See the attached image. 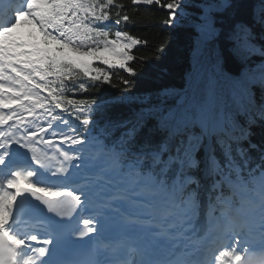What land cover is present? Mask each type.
<instances>
[{
  "label": "snow or ice",
  "instance_id": "obj_1",
  "mask_svg": "<svg viewBox=\"0 0 264 264\" xmlns=\"http://www.w3.org/2000/svg\"><path fill=\"white\" fill-rule=\"evenodd\" d=\"M131 3L168 11L163 24L197 69L190 92L164 108L123 92L68 100L79 129L62 137L70 147L47 172L67 181L71 170L87 168L80 190L37 186L32 178L46 166L30 148L36 133L13 139L15 132L0 130V264H264V0ZM125 7L114 0H0V125H23L25 113L47 119L48 128L67 123L63 93L51 85L63 89L74 73L89 77L75 95L108 82L110 73L94 61L135 77L131 53L147 41L118 27L131 20L121 15ZM205 65L210 73L199 74ZM223 93L239 100L243 125L220 111ZM133 102L141 107L111 111ZM22 150L38 167L19 170ZM32 201L39 203L28 215ZM30 221L33 230L22 231ZM109 223L118 225L119 238L104 235ZM82 241L90 247L80 252Z\"/></svg>",
  "mask_w": 264,
  "mask_h": 264
},
{
  "label": "trees",
  "instance_id": "obj_2",
  "mask_svg": "<svg viewBox=\"0 0 264 264\" xmlns=\"http://www.w3.org/2000/svg\"><path fill=\"white\" fill-rule=\"evenodd\" d=\"M114 4H123L125 9L121 11V15L127 14L130 16V22L125 25L124 22L118 27L121 30H127L131 35L147 44L138 46L133 49L132 55L136 57L130 62V66L136 72L135 77H130L127 72L116 69L110 74V79L106 83H100L96 87H90L88 91L79 90L73 94L75 85L83 82L90 84L89 77L82 74L77 76L73 74L71 79L64 78V88L58 87L57 81L51 87L57 88L56 94L63 93V107L68 108L67 112L63 113L64 119L70 123L77 122L75 119V110L73 105L68 104V100L74 102L87 101L91 102L93 98H109L119 94L126 93L132 97H148L150 102L157 104L160 107H174L182 102L185 96L190 92V86L197 76V69L193 61L185 49L179 48L177 41L180 39L174 36L171 29H167L163 21L168 18V11L161 9L156 5H139L133 6L131 0H114ZM112 18L115 19L116 8L110 9ZM117 27V26H116ZM114 27V28H116ZM164 47L162 54L157 53V48ZM179 49V50H178ZM258 58L254 57L253 61ZM166 69V72L162 70ZM210 67L205 65L200 70L201 75L209 74ZM49 80H55L54 77H49ZM129 80V85H125L123 80ZM167 88L169 92L166 96L160 95V89ZM48 96V92L44 91ZM141 107L139 103L133 102L132 105H118L111 108L114 114H127L131 109ZM219 108L222 113H226L233 117L240 125L245 123V118L240 110L239 100L231 94L223 93L219 99ZM255 139H260V130L257 129Z\"/></svg>",
  "mask_w": 264,
  "mask_h": 264
},
{
  "label": "bare ground",
  "instance_id": "obj_3",
  "mask_svg": "<svg viewBox=\"0 0 264 264\" xmlns=\"http://www.w3.org/2000/svg\"><path fill=\"white\" fill-rule=\"evenodd\" d=\"M27 121H30V120L28 118H26V123L25 124L21 125L18 122V124L15 125V127H12V128L8 127V129L11 130V132H15L16 133V129L19 126H22L24 128H27V132L29 133V135H31L32 132H35L36 133V136L34 137V141L30 145V148H34L35 149V147L37 145H39L40 143H42V141L45 142V143H43L44 144V149L45 150L48 149V155H45L46 157L44 158V161L46 163V168L47 169H52V170L57 169V163H58V161H60V159H58V158H61L62 157V152L65 151V150H68V147H69V146H66L65 145L66 143L62 140V137L65 136V135H63V134H57L56 133L57 134V137H55V138H60L59 141L60 140L63 141L64 142V145L62 147L57 146V147L51 148V145H52V143H53L54 140H52V136L50 135L49 130L52 129V128H54V127L48 128L47 127V123L48 122L33 121L34 124L31 125L32 124V121H31V123H27ZM42 127L45 128V131L44 132H41L40 131V129ZM54 132H55V130H54ZM14 139H16L15 136H14ZM46 142H47V144H46ZM54 142L56 143L57 140H55ZM13 147H16V145H13ZM45 150H42V151H45ZM22 151L23 152H27V153L28 152H31L30 150H22ZM37 153L38 154L40 153V149H39V152H37ZM71 171H72V176H73L72 177V180H75V181H77V180H83L84 181V180H87L88 179V175L87 174H85V175L83 174V171L84 170H81L80 169L79 171H81V172H78L77 170H71ZM46 174L48 175L47 170H46ZM102 190H103L102 188H99V189L98 188H95L94 189V191H96L97 193H99ZM107 227H114L115 229L118 230V225H116L115 223H109L107 225Z\"/></svg>",
  "mask_w": 264,
  "mask_h": 264
},
{
  "label": "rangeland",
  "instance_id": "obj_4",
  "mask_svg": "<svg viewBox=\"0 0 264 264\" xmlns=\"http://www.w3.org/2000/svg\"><path fill=\"white\" fill-rule=\"evenodd\" d=\"M114 30H115V29H113V31H114ZM113 38H114V37H113ZM93 63H94V66H96V67H101V68H103L106 72H109L110 74H111L114 70H116V69H109V68H107L106 66H103L102 63H101L100 61H94ZM46 106H47V107H50L48 104H46ZM42 112H43V109H37V115H38V116H39L40 113H42ZM27 116L30 117V118H32V119H34L32 116H30V115H28V114H27ZM42 119H43V118H40V119H37V120H42ZM48 119H50V115H49ZM45 120H47V119H45ZM57 123H58V122H57ZM58 126H59L60 129H62V130H64V131L68 132L69 134H71L70 128H68L67 126L62 125L61 123H58ZM53 127H54V126H53ZM59 128L54 127V129H55V133L66 135V134H65L62 130H60Z\"/></svg>",
  "mask_w": 264,
  "mask_h": 264
}]
</instances>
